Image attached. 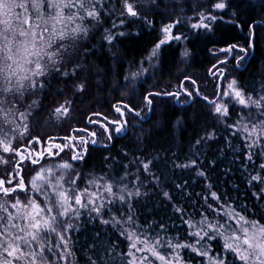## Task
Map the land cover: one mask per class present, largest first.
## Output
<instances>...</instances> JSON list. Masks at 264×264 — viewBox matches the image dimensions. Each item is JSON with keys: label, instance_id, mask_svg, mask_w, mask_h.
<instances>
[{"label": "snow or ice", "instance_id": "snow-or-ice-1", "mask_svg": "<svg viewBox=\"0 0 264 264\" xmlns=\"http://www.w3.org/2000/svg\"><path fill=\"white\" fill-rule=\"evenodd\" d=\"M241 3L252 6L250 0H241ZM230 6L226 0H202L194 4V8L200 9L195 12L198 17L195 22L192 17H177L162 26L161 36L147 56L149 64L163 62V46L181 40L183 34L175 35L172 29L182 19H187L192 29L212 31V22L223 19L217 11ZM144 7H159L158 0H0V152L8 154L0 156V164H12L19 176L18 180L16 175L9 179L11 174L5 169V175L0 177V264H81L78 251L84 252L83 264H264V82L259 91L255 88L248 91L232 77L228 89L218 93L222 96L219 101L186 85L185 81L196 84L188 76L181 81L179 91H149L144 96L148 111L153 110L152 97L171 96L180 101L181 91L193 101L197 97L207 101L213 122L205 123L203 134H197L192 145V155L183 162L136 156L122 165L123 175L118 181L105 175L92 176L81 188L83 173L76 171L71 161L86 162L89 141L84 137H66L81 143L71 161L61 159L44 165L39 159L31 158V163L40 167L33 168L35 174L31 179L20 174L25 166L23 161L16 160L22 155L21 147L33 140H43L31 135L32 120L45 109L38 94L51 87L56 77L67 80L78 78L85 70L102 71L98 64L86 69L80 62L81 41L88 39L93 30L103 28L101 39L111 48L119 37L131 35L112 29L139 20L153 26L152 20L141 11ZM260 7L264 11V4ZM232 15L239 13L233 11ZM112 17H116L112 27H103L106 19ZM228 22L236 23L235 20ZM253 35L249 25L248 37ZM245 45L227 43L219 49L225 55L217 57V63L226 65L231 56L239 67L252 47L251 39ZM83 52L86 59V45ZM188 55L187 49L181 52L182 57ZM144 71L147 69L141 67L130 74L131 78L134 80ZM218 71L220 78H228L223 69ZM74 87L83 92L86 83L77 82ZM71 103L65 100L50 112V118L69 115ZM117 103L121 106L114 104L113 108L118 117L94 113L102 120L89 119V123H100L109 133V141L114 139L112 131L121 133L129 125L128 120L120 117L132 113L143 118V109L137 110L130 101ZM236 104L241 106V114L235 122H229ZM219 124L224 125L223 142L227 144V149L220 152L226 156L227 150H231L234 155L231 163L235 165L239 161L237 170L242 172V183L254 201L251 212L247 203H238L229 194H221L212 182V173L217 170L212 165L219 167L223 161L207 159L205 149L211 147L210 142L217 141ZM108 125L114 127L109 129ZM79 131L97 136L87 128ZM90 142L96 144L97 139ZM66 146L56 145L61 151ZM161 165L175 177L171 183ZM176 170L186 174L182 183L178 182L181 177L176 175ZM231 171L233 168H225L224 175ZM190 181L203 184L202 191H189ZM232 187L239 191L240 185ZM193 195L203 200L202 210L188 214L180 201L194 203ZM153 199L165 209H171L173 215L167 221L161 218L142 223V209ZM85 215L87 220L83 219ZM85 223H95L96 231L78 249L79 240L72 233L79 232ZM170 228L175 229V235L170 234ZM109 233H114L115 238L109 239Z\"/></svg>", "mask_w": 264, "mask_h": 264}, {"label": "trees", "instance_id": "trees-1", "mask_svg": "<svg viewBox=\"0 0 264 264\" xmlns=\"http://www.w3.org/2000/svg\"><path fill=\"white\" fill-rule=\"evenodd\" d=\"M226 2H230L231 6L223 11H217V15L223 16V19L212 22V31L192 29L187 19H182L181 23L176 24L174 34H183L181 40L171 41L170 46L164 45L163 62H157L149 74L132 87L126 84L125 77L131 70H136L140 62L148 56L154 43L161 36V27L175 21L177 17L195 16V12L200 9L194 8V4L201 3V0H158L159 7L142 8L141 11L148 16V19L152 20L153 26H146L143 20H139L135 23L129 21L120 28L112 29L114 32L124 31L131 35L119 37L111 48L101 39L103 28L93 30L88 39L81 41L82 59L80 62L85 64L86 69L93 64H98L102 71L92 70L89 72L85 70L80 73L78 78L65 80L62 77H56L52 80L51 87L38 94L45 109L32 120V123L36 122L35 127H32V136L42 137L43 141H48L49 137L72 141L73 139H66V137H78L83 133L89 134V132L79 131V129L87 128L90 131H95L97 143L87 145L86 162L75 161L73 163L76 166V171L83 173L81 181L101 175L118 181L119 176L123 175L122 165L128 164L134 157L141 155L156 158L159 161H185L194 151L192 145L195 144L197 134H203L202 130L206 122H213L209 115L207 101L199 97L194 101L185 96H180V101L171 96L152 97L154 100L153 110L148 111L144 106V96L149 91H179L181 81L185 76L196 81L195 85H192L191 81H185L186 85L193 89H200L209 99L214 100L220 99V95H218L220 89L232 77H235L238 83L248 91H252L253 88L259 91L261 83L264 82V11L260 7L261 4H264V0H250L251 7L247 3H241V0H226ZM233 11H237L239 15L233 16ZM113 19L116 17L106 19L103 27L111 28ZM231 20H235L236 23H229L228 21ZM249 25L252 26L254 33L251 38L248 37ZM184 36L187 39H184ZM248 39H251L252 47L249 48L246 58L239 67H237V61L232 57H228L230 63L226 65L221 66L217 63V57L225 55L219 51L220 48L226 47L227 43L246 46L245 41ZM102 44L103 47H101ZM85 45L88 49L86 59L83 58V46ZM184 49L189 52V55L185 57V62L181 56ZM239 55L245 56V53H239ZM213 64H216L215 68H213ZM220 66L225 68L224 75L228 77L227 79L220 78V75L217 77L216 73H219ZM69 71H71L70 68ZM77 82L86 83L85 91H76L74 84ZM181 93L183 92L181 91ZM65 100L72 101L68 105L69 115L50 125L49 121L53 116L51 115L50 118V112L63 104ZM185 100L187 102H183ZM119 101H130L137 110L143 109L144 115L141 118L135 117L132 113H126L123 120H128L129 125L123 132L111 134L114 139L109 141L108 134L100 123H89V119L102 120L101 116L93 115L94 113H101L110 118L118 117L119 114L115 112L113 105L121 106L117 103ZM51 108L54 109L51 110ZM237 113V110L233 108L232 118L229 122H235ZM178 121L179 123H177ZM108 127L112 129L113 125H108ZM217 127L219 128L217 141L210 142L211 147L205 149L207 159L215 158L218 161H223L219 163V167L212 165L217 169L212 173V182L221 194H229L238 203H247L251 212L254 201L250 200L247 195L248 189L242 183L244 179L242 172L237 170L239 161L237 160L235 165L231 163L234 159L231 150H227L226 156L221 154L220 149H227V144L223 142L225 129L223 124H219ZM42 144L41 148L46 145ZM104 144H107V148L104 147ZM32 151L38 155V145ZM66 153L69 154V151ZM7 155L3 154V156ZM105 157L109 159L105 160ZM18 158L16 157V159ZM21 161L25 166L20 174L24 175L27 174L28 166L32 163L28 159L25 161L24 157ZM227 167L233 168V171L225 176L224 169ZM5 169L9 173L12 172V164L5 165ZM131 170L134 171L135 167L133 166ZM161 170L165 171L163 165H161ZM14 173L16 174L15 171ZM165 175L169 177V183L175 179L171 171H165ZM176 175L181 177L178 181L181 183L183 178H186V174L180 170H176ZM3 176L0 172V177ZM217 176L219 179L216 178ZM225 180L227 183H224ZM233 184L240 185L239 191L232 187ZM202 189L203 184L199 182L191 184L190 181L189 191L197 193ZM192 201L194 203L183 199L180 201L186 207L188 214L202 210L203 200L200 197L193 195ZM147 204L148 206L141 212L142 223L153 219L159 221L161 218L167 221L168 217L173 215L171 209H165L163 205H158L154 199L148 201ZM256 207L259 209V204ZM195 218L198 220L199 216ZM83 219L87 220V215ZM177 223H179L178 220ZM96 227L95 223H85L79 232L72 233L79 240L78 249L94 235ZM170 234L175 235V229L170 228ZM108 238L114 239L115 234L109 233ZM185 254L191 255L190 253ZM78 258L83 264V251H78Z\"/></svg>", "mask_w": 264, "mask_h": 264}, {"label": "rangeland", "instance_id": "rangeland-1", "mask_svg": "<svg viewBox=\"0 0 264 264\" xmlns=\"http://www.w3.org/2000/svg\"><path fill=\"white\" fill-rule=\"evenodd\" d=\"M202 2V0H201ZM198 19V17L194 16L192 17V22H195L196 20ZM188 21V20H187ZM189 23V26H190V22L188 21ZM175 27V26H174ZM174 27L172 29V32L174 33ZM161 34V32H160ZM224 56H221V58H223ZM229 58H231V56H229ZM228 58V59H229ZM182 59L184 60V62L186 61L185 57H182ZM143 62V63H141ZM140 62V64L138 65V68L136 70H131L130 72H128L127 74V77L128 79L126 80V84H128L129 86L131 85L132 86H136L144 76L148 75L149 72L151 71V69H153L155 66H156V63L157 61H153L152 64L150 65L148 60H147V57L144 58L142 61ZM222 66V65H221ZM221 66L218 68V69H223L225 71V68H221ZM141 67H143L144 69H147V71H144L142 72L140 75H138L134 80L131 78V73L132 72H137L141 69ZM217 77L220 75V72L219 73H216ZM220 77V76H219ZM231 81V80H230ZM229 81V82H230ZM228 82V83H229ZM228 83H225L224 86H222L221 89L223 90H227L228 89ZM221 89H220V92H221ZM181 96H185L183 93H181ZM222 99V96H220V99H217V101L221 100ZM55 108V107H54ZM54 108H51L54 109ZM234 109L237 110V114H241V106L236 104L234 106ZM50 110V111H51ZM53 111V110H52ZM144 115V114H143ZM65 116H60L59 119H57L56 115H53L51 120L49 121L50 125H52L53 123H56V122H59L61 121ZM238 117V116H237ZM121 120H123L124 117H120ZM40 119V118H39ZM237 119V118H236ZM235 119V121H236ZM36 121V120H34ZM38 121V120H37ZM39 122V121H38ZM35 123L36 122H31V135H32V127H35ZM114 127V126H113ZM112 127V128H113ZM113 133H116L115 131H112L111 134ZM104 134V133H103ZM109 134V133H107ZM105 136V135H104ZM108 136V135H107ZM78 137H84L85 139H87L89 141L88 144H90L91 140L92 139H96V137H91L90 134L88 133H83L82 136H78ZM17 140L19 143H21L23 145V141L22 140H19V137H17ZM68 142V144H67ZM41 143H43L42 145H45L44 147L41 148ZM45 143V144H44ZM87 144V145H88ZM38 145L39 147V151H38V155H35L34 153H32L34 150V147ZM56 145H67L66 147H63V151L60 150V148H57ZM22 149H20V151L22 152V155L19 156L18 161H21L22 158L24 157H28V161L31 162V158H37L40 160V163L41 164H44V165H47L49 162H52V163H56L58 161H60L61 159L63 160H69L71 161V157L73 155V152L74 151H79L80 148H81V143L78 139L76 140H72V141H68V140H63V138H52L51 140H45L42 142L41 141H30L26 146H23L21 147ZM69 151V154H67L66 152ZM51 153H58V155H51ZM4 153L0 152V156H3ZM41 154H42V157H41ZM72 163H74L75 161H71ZM27 165V164H26ZM40 167V165H33L31 164L30 166H28V172L27 174H24V176L27 177V179H31L32 176L35 174L33 172V168H36L38 169ZM0 172L5 175V165L4 164H0ZM4 172V173H3ZM11 175L8 176L9 179L12 178V176L16 175L14 173V171L10 172ZM23 175V174H22ZM16 179L18 180L19 177L16 175ZM79 186L81 188H83L85 186V181L82 180L79 182Z\"/></svg>", "mask_w": 264, "mask_h": 264}]
</instances>
